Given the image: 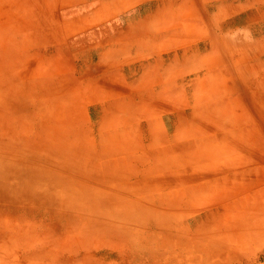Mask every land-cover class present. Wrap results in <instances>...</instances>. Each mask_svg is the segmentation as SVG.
Here are the masks:
<instances>
[{
  "label": "rangeland",
  "instance_id": "1",
  "mask_svg": "<svg viewBox=\"0 0 264 264\" xmlns=\"http://www.w3.org/2000/svg\"><path fill=\"white\" fill-rule=\"evenodd\" d=\"M108 1L0 0V186L5 183L4 189L11 190L13 180L16 181L14 171L22 170L17 173L20 177L28 173L16 159H28L30 155H11L12 159H6L5 152L9 155L14 151V146H9L12 135L21 133L26 142H41L40 145L45 146L59 133L52 129L55 119L51 113L60 106L64 110L66 104H79L75 116H71L69 151L75 153L69 154L74 158L72 164L69 162L72 167L92 164L98 168V162L91 160L86 164L87 153L93 154L91 159H97L100 153L111 151L114 155H105L104 159H116L111 165L121 169L116 168L114 174L128 172L131 183L135 174L155 165L156 160H165V154L182 151L174 145L171 147V144H178V140H185L184 146H191L193 140L201 139L207 155L203 157L212 163L219 160L214 152L226 151L240 142L251 154L248 153L249 162L237 170L258 169L254 172H258L260 178L252 181L251 188L264 191V118L258 112V99L264 97V53H258L259 43L264 41V0H255L253 4L245 3L249 0H225L226 4L222 3L224 0H126L121 6H112L113 9L104 7ZM157 3L160 12L148 23L160 20V24H166L171 20L177 28L167 24L160 29V35L139 42H129V27L122 29L112 24L114 27L98 29L85 22L100 11L107 12L102 18L112 20L119 16L110 15L111 11L117 10L119 15H124L130 8L143 7L144 12ZM250 16L256 17L253 24L246 18ZM165 18L167 21L162 22ZM184 24L195 26L190 28L193 32L189 39L188 35L174 36L176 30L183 31ZM80 27L87 29L77 31ZM123 51H129L132 57L129 101L116 104L113 100L115 104H112L105 100L104 104H98L105 90L101 87L110 88L112 92L114 89L106 77L99 80L84 71L83 57L85 54L91 60L99 57L98 71L107 74L119 68L116 57ZM97 92L101 93L99 99H86ZM4 94L11 96L10 103L21 106L17 115L14 116L13 106L8 105L7 99L3 100ZM112 95L114 93L105 90L103 98L109 99ZM80 96L83 99H78ZM102 113L106 117H101ZM14 118L15 122L7 123ZM236 122L238 127L233 126ZM6 125L7 129L11 128L10 134L3 130ZM102 135L111 138L104 140ZM58 141L66 147L69 140ZM101 143L105 144L101 146ZM23 151L29 153L27 149ZM66 160L57 156L49 168L60 170L56 172L61 175H71V181L90 180V177L64 171ZM43 162H38L39 166H46ZM105 164L101 166L107 169L109 166ZM163 172L157 170L152 174L158 176ZM240 179L237 176L231 181L241 185ZM145 181L147 184L141 188L149 186L148 192H159V187L151 186L159 184V180ZM38 182L51 184L48 180ZM68 182L55 187L57 194L50 188L40 191L37 181L32 182L33 193L20 195L18 201L12 197L0 200V264L165 263L166 260H157L147 250L142 253L148 261H143L134 251L143 245V249L151 251L160 248V244L142 240L143 235L149 234L158 239L179 234L190 241L177 238L182 256L175 254L174 258H169L173 264L184 261L185 264H209L208 260L191 257L202 256L198 251L201 243L197 240L204 230L202 224L189 223L191 229H188L185 219L162 218L158 211H153L157 204L147 202L135 201L126 212L98 211V207H103L100 200L90 193L81 198L67 193ZM98 186L95 184V188ZM128 189L127 182L123 181L109 188L122 197ZM191 200L189 198L188 202ZM164 220L171 224L168 234L161 228ZM108 221L109 229L102 225ZM231 224L229 219L226 226L234 241L231 251L220 258L222 261L212 256L210 262L264 264V240L257 246L235 242L230 232ZM219 227L207 229L208 239L219 233ZM164 245L166 253L172 252L171 244Z\"/></svg>",
  "mask_w": 264,
  "mask_h": 264
},
{
  "label": "bare ground",
  "instance_id": "2",
  "mask_svg": "<svg viewBox=\"0 0 264 264\" xmlns=\"http://www.w3.org/2000/svg\"><path fill=\"white\" fill-rule=\"evenodd\" d=\"M230 1H234V0H230ZM125 2L126 0H109L108 3H104V2L103 3H104V7L106 6V7H110L113 9L114 7L112 6H118V5L121 6ZM225 2L226 1L224 0L222 3L226 4ZM245 3L253 4L255 3V0H249V1H246ZM102 7H103V4H102ZM100 12L103 13V11H100ZM156 12H160L158 3L149 8L147 7L145 11L142 12L138 16L139 19L141 20L140 23L142 22L143 24L144 22H146L144 24H148V20H151L152 18H154L153 15H155ZM246 18H248V20L251 21L252 24L254 23L253 22L254 19H256V17H252V16L246 17ZM165 21H167V18H165L164 21L162 22H165ZM163 24H161V26L167 27V24H168V26H170L171 28H175V27L177 28V24L174 23L172 25L171 20L169 23H166L164 25ZM183 27H185L183 28V31L176 30L175 34L171 32H169L168 34H171V35L174 34V36L176 37L177 36L184 37L188 35L186 36L188 39L189 37H192L193 31H191L190 28L192 27L195 28V26H191V25L187 26L186 24H184ZM193 35H196V34H193ZM258 53H264V41L259 43ZM101 88L105 89L107 92L109 91L111 93H114L112 92L113 91L112 89L110 90V88H104V86ZM105 90H103L102 92L103 94L101 95V97H99L101 93L97 92L95 95L92 94L91 96L86 97V99L94 100V99L103 98L105 97ZM4 96L5 98L3 100L7 99L6 102L8 103L11 99V96L7 94H4ZM76 97H73V99H76ZM78 99H83V98L82 96H80ZM258 101H259L258 104H259V109H260L258 112L264 118V97L261 96L258 99ZM68 103H72V102L68 101ZM8 105L13 106V110L15 113L14 116L17 115L18 111L22 110L21 106H19L18 103L13 104L12 102L11 103L9 102ZM77 105L79 104H70V105L66 104L64 108L62 104L64 110H61V106H60L58 107V110L56 112L51 113V117L55 119V123H52V125H54L52 129L59 130V133H57L54 137L52 136L51 141H49L45 146L40 145L41 142L35 143V144L29 143L28 141L26 142L25 138H23L24 136H21V133L20 134L16 133V135H12L13 140H10L12 145L9 144V146L10 147L14 146L12 148L14 151L9 152V155L8 153L5 152L6 159H12L11 155L20 156V157L22 155L23 156L30 155L28 159H26L25 157H22L21 159H16L17 163L23 166L22 169L26 168L24 172L26 171L28 173L20 177L17 173H22V170L19 169V170L14 171L13 174H15L16 181L13 180L14 183L12 184L11 190L9 188L4 189L5 187H7L5 183H3L2 186H0V200L1 201L2 199H6L9 197H12L14 198L13 200L18 201V199H21L20 195L33 193L32 191L33 188L31 185L33 184L32 182L37 181L36 185L39 186L40 184L38 181L44 182L48 180L51 182V184L47 183L44 185H40L39 187L40 191H42L43 189L50 188V190L52 189L51 190L52 193L57 194L58 191L57 192L55 191L56 189L55 187L57 185L62 186L61 185L62 183L64 185L65 182L69 181L68 184L66 185L67 190H68L66 192L69 194H73V195L77 194L80 196V198L84 197L85 195L87 196L89 193L94 195L95 198L100 200L101 206H103V207H98L97 208L99 209L98 211H110V212H124L125 211L126 212V211H129L132 205L135 204V201L138 203L147 202L149 204H157L154 206L153 211L154 210L158 211V214L162 218H164V216H167V217L171 216V220L176 217L180 219H185V221L187 222L188 229H191L189 223L202 224V228H204V230L201 232L200 237L197 239L201 243L198 251L202 253V256L201 258L196 257L195 255L191 257L200 259V260L201 259L208 260L209 264H212L210 262V259H211L210 257L215 256L220 259L222 258L223 255L228 254L232 249V244L234 243V241L231 237H229V230L227 229V226H226V222H228L229 219H231V222H232L230 232H232V236L235 237V242L237 241L240 244L245 243L246 245L248 244L250 246H255V245L257 246L258 243L264 240V191L261 189L258 190V189L251 188V186L253 185L251 184L252 181L256 180V178L259 177L258 172H254V171L256 170L259 171V170L255 169L251 171L248 169H243L240 172L239 170H237V169H240L239 168L240 165L242 166L244 165V163L247 164L250 160V155L248 154L250 152H248V150L244 148L245 147L244 144L242 143L240 144V142H238V143L231 145L226 151L214 152L215 158L219 160L215 163H212L213 161L210 162L203 157V155L204 156H207V155L204 154L205 152L204 149L206 147L204 148V145L201 139H199V141L197 142L193 140V142L191 143V146L190 145L184 146L186 144V141L178 140L179 141L178 144H171L172 145L171 147L176 146V149L181 148L180 150L182 151L177 152V153L173 152L170 154H165L163 156V159L165 160H156L155 165L144 169V171L146 172L149 171L147 174H144V171H140L139 174L137 175L135 174L133 176V178H135L134 182L129 183V173L128 172L126 174L122 173L121 175L114 174V171L117 167H113L111 164L113 162L116 163L117 162L116 159H113V160L110 158L104 159L105 155L110 156V154L114 153L111 151H107L105 152V154L104 153L99 154L97 152L99 154V158L97 157V159L96 157L91 159L90 156H93V154L90 155L89 152L87 153L89 156L87 155L88 157L84 158V159H88L86 164H88V162H91L92 160L94 163L98 162V168L92 167V164L90 165V167H88V165H85V167L83 166L77 167L74 165L72 167L70 165L72 164L71 161L74 158L71 159L70 158L71 156L69 157V154H75L74 151L72 153L71 151H69L70 149L69 147L71 145L70 144V136H71L70 131H71V124H72L71 116L72 114L75 116L77 112L76 111L77 109L75 108ZM38 114L40 115V113ZM100 115H102L101 117L104 116L103 113ZM104 117H106V115ZM53 119L51 120L53 121ZM114 120H117V119H114ZM13 121L15 122V118L7 121V123L13 122ZM238 125L239 124L236 122L234 123L233 126L238 127ZM5 129L9 131V134H10L11 128L9 127L7 129V125H6V127L3 130ZM65 138L69 140L66 147H64L58 141L60 139L63 140ZM101 138L104 140H107V138H111V137L102 135ZM104 144L105 143H101V146ZM259 144H261V142ZM119 145L124 146L123 144H119ZM261 146H263V144H261ZM23 148L29 150V153L24 152ZM195 148L197 150H195ZM232 148H234L235 150L232 151ZM151 152H154V151H151ZM84 154L85 153H82V155ZM57 156H60L63 159L64 158L67 159L66 160L67 164L63 166V168H66L64 171H66L67 173L73 172L75 173L74 175H79L84 178L90 177L89 178L90 180L89 181L83 180L82 183L81 181H71V178H70L71 175H67V174L61 175L56 172L60 170L50 169L49 165H51L56 160ZM14 160L15 159H13V161ZM42 160H44L43 164H45L46 166H39L38 162H41ZM83 161L81 160V162ZM145 161H147V158ZM8 163L9 161L6 164ZM105 163H107V166H109L107 169L101 166L102 164H105ZM207 166H209V168ZM57 167L62 169L61 166H57ZM117 169H121V168H117ZM157 170H160L161 172L165 171V173L163 172L164 174L160 173L158 174V176H154L152 172H155ZM4 172L5 171L1 173L4 174ZM6 173H8V171ZM8 175H11V174L9 173ZM236 175L241 178L239 180V183H241V185H237V183L234 184L235 181H231L237 177ZM42 178L44 180H42ZM151 179H154L156 181L159 180L160 182L159 184L156 183V184L151 185L153 188H155V186L160 188L158 193L148 192L147 189L148 190L151 189L149 186L147 188H141V186L147 184V181L145 180H151ZM114 180L118 182H122V181L127 182L129 189L125 191L126 192L125 197H122L120 193H118L117 191L114 192V191L109 190V188H113V186L116 185V183H118V182H114ZM94 183L99 186L95 188ZM40 191H36V192H40ZM154 194L157 196L150 198V196H154ZM146 195H150V196L148 197ZM169 195H171L170 200H169ZM187 197H189L192 200L188 202L189 198ZM119 198L121 200H119ZM120 201L122 202L119 204ZM87 209H85L84 212H86ZM167 209H170V210H167ZM89 210L91 211L92 208H90ZM135 219H136V216H135ZM163 222H162L163 225L161 228H163L164 230H167V234H168L169 232L168 230L170 229L169 227L171 226V224L167 220H164ZM107 223L103 222L102 225L105 228L109 229L110 221H108ZM216 226H220L219 231H218L219 233L217 235L216 233H214L212 236L210 235L208 239V235L206 236L207 229L209 227L212 228ZM188 229H185V230H188ZM174 235L172 237H170V235H167V236L165 235L166 238L162 236L163 238L161 239L155 238L150 234L143 235L142 240L155 243V244H160L159 245L160 248L154 249L155 251L154 252V251H151V249H143L144 247L143 245L141 248L137 247V249H135L134 251L139 255V258L144 259L143 261H148L147 258H145V256L142 253L143 250H147L152 254V257H155L157 260L159 261L166 260V262L163 264H173L172 261L169 260V258L174 256L175 254H177V256L180 255V257L182 256L181 252L178 251L177 238L179 237L180 239L184 241L186 240L190 242L189 240L184 239L182 235H179V234H174ZM164 244H167V245L171 244L172 252L166 253L165 252L166 250H164V247H163ZM151 247L154 248L153 246ZM185 250H186V247L184 248V251ZM237 254H239V252ZM182 264H185V261L182 262Z\"/></svg>",
  "mask_w": 264,
  "mask_h": 264
},
{
  "label": "crops",
  "instance_id": "3",
  "mask_svg": "<svg viewBox=\"0 0 264 264\" xmlns=\"http://www.w3.org/2000/svg\"><path fill=\"white\" fill-rule=\"evenodd\" d=\"M143 10H144L143 7L130 8L129 13L124 15H119V11L114 10L110 12V15L112 16L117 15L119 17L113 18L112 20H108L107 17L102 18L103 16H106L107 12H103V13L101 12L96 15L94 14V16H92L91 19L85 22L91 24L92 28H98V29L101 27H111V26L114 27V25L112 24H115V26H120L122 27V29H128L129 27V42L131 41L139 42L144 39H149L155 35L156 36L160 35L159 32L160 29L164 28L163 26H161L160 22L159 23L158 21L153 22V20L148 24H140L141 20L139 19L138 16L143 12ZM78 29L80 30L77 31H82L87 28L80 27ZM150 33H153V35H150ZM89 58L90 56L88 54H85V57H83L85 61H82L81 65L83 66L84 71L90 72V75L94 74L96 79L99 80L106 77L108 81H111L110 87L114 89V95H112L109 99L108 97L102 98L100 99L101 102H97V103L104 104L103 102L105 100H110V102L115 100L116 104L121 103L119 101H123V100H127L128 102L129 101V66H130V59L132 58L129 56V51L126 52L123 51V53L117 54L116 61L117 64L119 65V68L109 70L107 74L104 73L102 74L101 72L98 71L99 70L98 64L100 60L99 57H96L93 60ZM111 103L115 104L113 102Z\"/></svg>",
  "mask_w": 264,
  "mask_h": 264
}]
</instances>
